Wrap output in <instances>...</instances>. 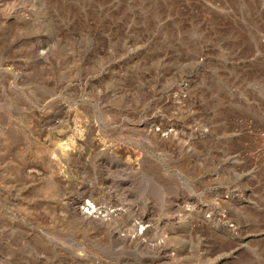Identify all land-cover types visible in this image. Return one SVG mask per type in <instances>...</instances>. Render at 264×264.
Wrapping results in <instances>:
<instances>
[{
	"label": "rangeland",
	"instance_id": "374dc122",
	"mask_svg": "<svg viewBox=\"0 0 264 264\" xmlns=\"http://www.w3.org/2000/svg\"><path fill=\"white\" fill-rule=\"evenodd\" d=\"M0 264H264V0H0Z\"/></svg>",
	"mask_w": 264,
	"mask_h": 264
},
{
	"label": "bare ground",
	"instance_id": "6f19581e",
	"mask_svg": "<svg viewBox=\"0 0 264 264\" xmlns=\"http://www.w3.org/2000/svg\"><path fill=\"white\" fill-rule=\"evenodd\" d=\"M35 152V153H42V152H46V148L44 147V145H42V144H40L39 145V148L37 149V150H35V151H33V150H30V152ZM56 163L54 162V165H55ZM87 192H85V194H86ZM81 208L83 209V211L84 212H88V213H92L93 211H94V209H95V204L94 203H92V201H90V200H86V202L84 203V205H82L81 206ZM115 224V223H114ZM124 241V240H123Z\"/></svg>",
	"mask_w": 264,
	"mask_h": 264
}]
</instances>
